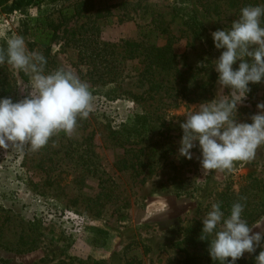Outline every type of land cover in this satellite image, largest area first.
<instances>
[{"label": "rangeland", "instance_id": "rangeland-1", "mask_svg": "<svg viewBox=\"0 0 264 264\" xmlns=\"http://www.w3.org/2000/svg\"><path fill=\"white\" fill-rule=\"evenodd\" d=\"M76 1L42 0L8 14L0 13V47L6 46L7 37L20 35L30 51L42 53L33 45L34 26L44 16L57 19L60 8ZM91 1L95 19L94 14L89 17L87 13L69 20L65 29L61 27L58 39L51 43L49 59L54 67L45 68V72L53 68L72 71L88 84L92 94L88 118L78 119L70 137L60 132L38 151L0 149V225L4 223L0 241L6 244L0 245V264H124L128 255L141 256L140 243L150 248L142 256V264H181L182 254L174 244L188 224L193 220L202 223L211 203L223 199L224 192L241 190L246 196L253 180L264 185V146L257 149L253 160L237 161L231 171L214 170L207 175L200 167L198 147L191 150L192 159L177 158L182 114L216 95L219 85L212 61L222 51L215 49L213 41L208 44L204 39H192L183 23L184 13L193 11L211 40L212 31L229 27L236 16L213 12L205 0H182L180 7L174 5V0ZM159 19L173 36L172 46L183 68L209 60L215 72L208 91H202L194 100L183 95L181 84H175L179 91L166 92L163 88L153 98L144 97L148 84L139 80L132 69L137 59H130L134 54L131 43L142 39L145 43L155 40L156 45L165 44L166 35L154 39ZM75 31L82 38L77 43L70 36ZM86 40L91 48L105 47L103 55L94 58L99 65L114 66V82L100 83V75L91 70L89 58H79L78 51L87 49ZM3 72L11 85L9 97L14 102L22 99L30 75L26 73L28 81H23L18 70L8 64ZM249 87L247 98L238 105V122L250 123L249 117L260 111L257 104L264 103V82ZM140 94L143 98L137 99ZM143 112L152 118L148 140L119 144L115 131L132 114ZM140 147L146 148L145 153ZM150 147H154L153 151ZM166 147L169 149L164 154L168 156L164 160L159 153ZM125 148L131 150L125 152ZM134 154L141 155V160L152 154L151 161L158 160L154 170L140 167V173L135 174L131 168H124L123 160L134 158ZM35 219L41 221L42 229H25V233L31 241L41 231L35 239L37 247L16 251L14 242L21 226ZM259 222L261 225L255 226ZM99 226L106 228L110 236L106 248L93 246L91 228ZM251 226L253 232L264 231V216ZM257 249L258 253L262 250L259 246ZM249 255L246 252L243 256Z\"/></svg>", "mask_w": 264, "mask_h": 264}, {"label": "clouds", "instance_id": "clouds-1", "mask_svg": "<svg viewBox=\"0 0 264 264\" xmlns=\"http://www.w3.org/2000/svg\"><path fill=\"white\" fill-rule=\"evenodd\" d=\"M211 37L215 49L222 50L212 61L219 88L212 99L182 114L177 150L178 159H192L191 150L198 147L203 175L231 171L235 162L253 160L257 149L264 146V103L257 104L260 111L249 117L250 123L236 119L249 85L264 82V0L242 7L229 27L212 31ZM5 44L0 48V65L8 64L31 79L22 99L14 102L11 97H0V149L35 152L60 132L70 137L78 119L88 118L92 111L88 84L63 68L45 72V56L30 51L20 35L7 37ZM244 208L237 200L226 214L216 201L202 218L199 238L208 241V254L217 264H236L258 246L262 250L255 262L264 264V231H252L253 226L243 218Z\"/></svg>", "mask_w": 264, "mask_h": 264}, {"label": "trees", "instance_id": "trees-1", "mask_svg": "<svg viewBox=\"0 0 264 264\" xmlns=\"http://www.w3.org/2000/svg\"><path fill=\"white\" fill-rule=\"evenodd\" d=\"M42 0H0V13H11L14 10H19L24 6L32 5ZM206 5L209 7L208 9L212 10L216 13H233L234 16L239 15V11L242 7L250 4H259L258 0H205ZM182 4V0H174V5L180 7ZM205 5V4H204ZM93 3L91 0H77L76 2L64 6L59 9L57 19L52 18L51 16H44L39 19L38 24L34 26V30H32L31 36L33 37V45L42 49V54L45 56L47 60V64L45 68L54 67L53 62L49 59L51 43L56 41L59 37V30L64 26V29L69 20H72L75 17L85 16L87 13L90 17L94 13L93 11ZM179 9V8H177ZM97 12V11H96ZM97 15V14H96ZM184 25L186 27L187 33H189L192 39L197 40H206L210 44L212 40L208 38V33L206 28L203 25V22L193 13V11H189L188 14H185ZM95 19V14H94ZM158 26L156 30L158 34H156L154 39L162 37L164 35L166 41L165 44L156 45V41L152 40L149 43L143 42L141 39L138 42L131 43L133 45V50L129 54L130 59H137V66H134L132 69L136 72L139 80L148 84V89L145 93V98H153L154 94L161 91L163 88L166 89V92L169 91H179L182 89L183 95L189 99L194 100L196 97H199L202 91L207 92L210 85H212L215 80V72L210 68V61L206 60L204 64L208 65L206 68L201 67L200 65L192 66L187 65L184 66V63L180 64V55L173 49L172 46V38L173 36L169 34L166 23L162 22L161 19L157 21ZM165 27V28H164ZM71 39H74L75 43L80 41L82 38L80 37L79 31H75L71 33ZM126 44L128 41L125 42ZM84 46L87 48L85 51L81 48L78 51V56L80 59H88L89 63L92 65L91 70L94 72H98L100 83L107 84L114 82L116 77V72L114 71V66L110 64L99 65L95 61L96 56L103 55L101 51H105V47L103 49H99L97 47L91 48V45L87 40L84 43ZM6 46H1L3 48ZM94 49L97 51L93 52ZM98 49V50H97ZM102 57V56H101ZM7 64L0 65V97H9L11 85L8 82L6 74H4L3 69ZM59 68H53V71ZM50 70V69H49ZM19 76L23 81H28V76L23 71H18ZM10 81V80H9ZM175 84H181L180 89L175 87ZM207 87V88H206ZM154 90V91H153ZM153 91V92H152ZM187 91V94H185ZM152 92V93H151ZM143 96L140 94L136 98ZM115 97H111L114 99ZM157 117H161L157 115ZM151 115L146 112L140 114H132L130 118L118 129L115 131V140L123 145V144H132V143H141L148 140V137L152 131L151 125ZM131 142V143H129ZM146 148L140 147L139 150L145 153ZM154 147H150V151H153ZM168 147H166L163 152L159 154H163L162 158L165 160L168 155H165L164 152L168 151ZM131 149L125 148V152H129ZM169 152H172L169 151ZM135 155V154H134ZM145 159L141 160V155H135L134 158L124 159L123 167L131 168L133 173H140L139 168L144 167L148 168L149 171L152 172L154 164H157L156 161H151L153 157L152 154L145 155ZM121 168V167H120ZM101 179V178H100ZM250 192L246 196H243V191L239 190L238 193L234 191L224 192L222 195L224 196L219 202H221L222 209L227 214V210L230 208L233 202L240 200V202L244 203L245 208L243 212V218L248 222L249 226H251L254 222H256L260 217L264 216V185L261 184L260 181L253 180L252 186L249 187ZM193 220V219H192ZM191 220V221H192ZM190 221V222H191ZM191 223L183 231V236L180 240L175 242L176 249L182 254L181 264H217L214 262L209 254H208V241L201 240L199 237L201 235L202 223L198 220H193ZM4 224V223H3ZM3 224L0 225V240L3 235ZM30 225L21 226L22 230L18 236V240L14 242V247L18 252L31 251L32 248H36V237L41 234L39 231L31 241H28L26 236H29L25 233V229L36 231L41 230V221L39 219H35ZM93 237L92 242L93 246L96 248H106L110 236L108 235V231L106 228L92 227L91 228ZM110 233V231H109ZM35 243V244H34ZM30 244L33 246L31 247ZM0 245H6L4 240L0 241ZM18 245V246H17ZM6 247V246H5ZM138 251L141 253V256L136 254H131L125 257L124 264H142V256H144L149 250V246L145 243H140L138 245ZM259 249L255 252L251 253L248 257L243 256L236 261V264H253L255 263V256L257 255ZM57 264H71V262H63Z\"/></svg>", "mask_w": 264, "mask_h": 264}]
</instances>
